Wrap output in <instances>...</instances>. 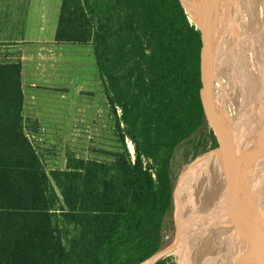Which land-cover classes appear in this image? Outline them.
<instances>
[{"label": "trees", "instance_id": "obj_1", "mask_svg": "<svg viewBox=\"0 0 264 264\" xmlns=\"http://www.w3.org/2000/svg\"><path fill=\"white\" fill-rule=\"evenodd\" d=\"M55 41L93 47L118 150L48 172L23 64L0 61V264H140L173 232L181 170L219 146L201 32L180 0H63Z\"/></svg>", "mask_w": 264, "mask_h": 264}, {"label": "rangeland", "instance_id": "obj_2", "mask_svg": "<svg viewBox=\"0 0 264 264\" xmlns=\"http://www.w3.org/2000/svg\"><path fill=\"white\" fill-rule=\"evenodd\" d=\"M211 1L213 5L216 7L219 6L221 9V11L218 10V15L221 13L220 15L225 17L227 14V20L229 19L228 24L238 23L236 25L235 35L240 39V20L244 18L247 23H250L253 15H255L257 13L256 11L259 9L260 13L264 15V6L261 7V4H264V0H259L260 2H258V0H231L233 4L229 7L230 10L228 11L225 5L227 0H224L223 7L220 6V1L222 0ZM250 1H253V3ZM229 2L230 1H228L227 4ZM52 5L53 4L50 5L52 15H57V17H59L60 8L57 6L58 11H55L54 6L52 7ZM246 6L248 7L247 11L245 8ZM261 10H263V12H261ZM235 17H238L239 21H237ZM259 22L261 23V20H259ZM36 25L37 21H33L29 24L27 36L23 38L26 42L23 46V53L25 56L24 62L26 66L25 115L28 118L38 119L42 124V135L36 137V139L33 138V141L35 146L41 150L45 157L48 172L56 169H65L70 153H74L80 158L97 159L100 161L113 159L107 156V154H104V152H116L118 150L115 136V120L111 116L107 105L104 89L96 65L93 47L78 44H64L61 48L58 46L59 49H57V51L61 56L59 54L55 62H40L38 58H33V53L37 52L39 49V45L33 43V41L38 39L34 36V27ZM55 35L56 32H52L49 34L51 37L48 36L44 39L51 38L54 40L56 37ZM234 41L233 42L240 50L239 43L237 44L238 39L235 38ZM55 49L56 47H54L53 50ZM1 50L2 49L0 48V51ZM211 50L214 51V49ZM2 53L0 52V59L3 60L0 61H6L7 58L2 57ZM52 65H55V68H51ZM240 66L243 71L242 62L240 63ZM210 77L206 64L204 73L205 93L207 85H211V90L220 89L221 86V82L218 81V75L216 74V68L210 71ZM33 84H35V86H33ZM220 93L221 92L215 96L217 101L222 95ZM215 114H217V117L222 120L223 113L221 111L216 109ZM207 120L209 126L215 132L216 127L208 116ZM216 133L217 131L215 134ZM242 136L243 135H240V137ZM131 145V142H129L130 148ZM134 154L135 151L132 152L133 156ZM247 161L248 158L246 157L245 162L247 163ZM186 167L187 165L177 176L176 183ZM248 167L252 171L251 164H249ZM250 169H247L249 172L244 170L240 176H245L247 173L250 174ZM184 176L182 184H187L190 190L189 210L191 212L208 194L210 195V197H208V203L214 205V208L208 210L206 213L204 222L199 228H197V216L190 214L191 216H194L195 219V222H193V232L191 234V239L193 238L192 241L203 242L204 250L207 249L210 244L214 246L211 238L214 235H217L219 231H222L225 228V231L228 232L226 234L227 240L220 241L218 246H215L214 252H204L203 259H200L197 262H195L196 260H194L193 257H190L186 261L187 264H200L201 262H204L205 264H213L211 260L214 258H222L226 264H240L238 259L242 257V254H238L237 256L232 254L231 246L228 245L233 240V230L231 227L233 221H227L223 217V214H226L227 209L231 210L232 207L229 205V208L227 207L226 200L225 202H222L215 198L216 194H218V198L220 195L224 198L222 195L226 194V192H224L226 187L223 188V186L225 181H227L228 174L226 173L222 153L217 154L215 157L201 160L197 165L192 167L190 171L186 172ZM222 190L223 193L219 194ZM240 209L241 207L239 210ZM172 219L173 232L168 238L174 234L176 229L174 207ZM212 220H216L214 224L215 227H212L210 224ZM223 242L225 243L223 244ZM172 256L178 264V254L175 253Z\"/></svg>", "mask_w": 264, "mask_h": 264}, {"label": "bare ground", "instance_id": "obj_3", "mask_svg": "<svg viewBox=\"0 0 264 264\" xmlns=\"http://www.w3.org/2000/svg\"><path fill=\"white\" fill-rule=\"evenodd\" d=\"M205 1L207 0H198V2ZM228 1L230 2L227 4ZM220 2V6L223 7L224 0ZM250 2L253 3V1ZM232 4L231 0L226 1L227 11L230 10L229 7ZM214 6L211 12H213V19L216 17L215 29L219 32V36L222 35L220 37L222 40L216 38V41L209 37V46L214 51L207 53L206 61L208 62L206 64L209 77L210 71L216 68L221 86L220 89L211 90V85H207L204 101L208 117L216 127L224 146L222 158L228 174L223 186V188L226 187L224 190L226 194L222 195L224 198L221 195L218 198V194L215 198L222 202L226 200L227 207L228 205L232 207L231 210L227 209L226 214H223L225 220L233 221L231 226L233 240L228 244L231 246L232 254L236 256L242 254L240 259L237 258L240 264H260L264 260V234L262 232L264 217V15L259 9L250 23L242 18L241 25H239L240 39L235 35L238 23L228 24L229 19L227 20L226 14L228 12L225 11L226 16L222 17L221 13L218 15V10L221 11L219 6ZM263 6L264 4H261V7ZM245 8L247 11L248 7ZM235 19L239 21L238 17ZM235 38L238 39L237 44L239 43L240 50L234 43ZM241 62L245 71L241 70ZM219 92L222 95L217 101L215 96ZM216 109L223 113L222 120L215 114ZM240 135L243 136L240 137ZM130 150L135 151L132 145ZM246 157L249 161L247 163L245 162ZM249 164L252 166V171L248 167ZM247 169L251 172L247 173L249 176H240L244 170L249 172ZM221 193L223 190L219 194ZM206 197L191 212L189 210L190 190L187 184H182L177 194L179 217L186 214L184 218L193 224L195 219L190 214H194L197 216V228L201 227L208 210L214 208L213 204L208 203L210 195ZM215 222L216 220L211 221L212 227H215ZM227 233L225 228L219 231L211 238L214 246L210 244L204 250L203 242L192 241L190 248L195 262L203 259L204 252H214L215 246H218L220 241L227 240ZM211 262L226 264L222 258H214Z\"/></svg>", "mask_w": 264, "mask_h": 264}, {"label": "crops", "instance_id": "obj_4", "mask_svg": "<svg viewBox=\"0 0 264 264\" xmlns=\"http://www.w3.org/2000/svg\"><path fill=\"white\" fill-rule=\"evenodd\" d=\"M62 1L63 0H0V48L2 49L0 52H3L1 55L7 58L6 60L20 61L23 64L24 94L26 66L24 62L25 56L23 53V46L26 42L23 38L27 36L29 24L33 21H37V25L34 27V36L38 39L33 41V43L39 45V49L37 52L33 53V58H38L39 61L43 63L49 61L55 62L57 56L60 54L57 51V49H59L58 46L61 48L64 44H57L55 39L44 38L48 37L52 32L57 33L59 17H57V15H52L50 5L53 4L52 7L54 6L55 11H58L57 6L61 10ZM54 47H56L55 50H53ZM51 68H55V65H52ZM33 86H35V84H33ZM42 133L43 130L41 131V135Z\"/></svg>", "mask_w": 264, "mask_h": 264}, {"label": "water", "instance_id": "obj_5", "mask_svg": "<svg viewBox=\"0 0 264 264\" xmlns=\"http://www.w3.org/2000/svg\"><path fill=\"white\" fill-rule=\"evenodd\" d=\"M210 1L211 0H207L205 2H198V0L196 1L180 0L190 22L193 23L196 26V28L200 30L202 34L203 47L201 49V57H202V75H203L202 78H203L204 89H205L204 73L206 69V63L208 62L206 61L208 56L207 53L209 54V51H211V48L209 46V37H212L216 41L217 39L220 41L222 40L220 38L221 36H219L218 34L219 32L215 29L216 17L213 19L212 16L213 12L210 11L213 8V5L212 3H210ZM204 89L202 91L203 102H204ZM205 111H206V116H208L206 106H205ZM216 136L219 141V146L213 150L204 153L200 157L196 158L189 165H187V167L182 171L178 179V182L176 183V187L173 194L174 219L176 225L174 234L165 241V243L159 248V250H157L151 257L147 258L145 261H143L140 264H157L161 260L170 257L175 253L178 254L179 256L178 264H187L186 262L187 259L193 257V252L191 251L190 248V245L193 240V238L191 239L193 224L192 222H189L185 218L179 217L177 194L182 184V181L185 177L184 175L186 174V172L190 171L192 167L197 165L201 160L209 157L210 158L215 157L217 154L223 152V148H224L223 143L221 142L218 133H216ZM262 232L264 234V217H263Z\"/></svg>", "mask_w": 264, "mask_h": 264}, {"label": "flooded vegetation", "instance_id": "obj_6", "mask_svg": "<svg viewBox=\"0 0 264 264\" xmlns=\"http://www.w3.org/2000/svg\"><path fill=\"white\" fill-rule=\"evenodd\" d=\"M201 35H202V34H201ZM202 43H203V42H202ZM202 47H203V46H202ZM263 261H264V260H263ZM263 261H262V262H263ZM262 262H261L260 264H264V262H263V263H262Z\"/></svg>", "mask_w": 264, "mask_h": 264}]
</instances>
